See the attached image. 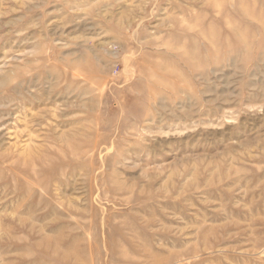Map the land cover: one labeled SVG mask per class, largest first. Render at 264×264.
<instances>
[{
	"label": "rangeland",
	"instance_id": "rangeland-1",
	"mask_svg": "<svg viewBox=\"0 0 264 264\" xmlns=\"http://www.w3.org/2000/svg\"><path fill=\"white\" fill-rule=\"evenodd\" d=\"M0 264H264V0H0Z\"/></svg>",
	"mask_w": 264,
	"mask_h": 264
}]
</instances>
